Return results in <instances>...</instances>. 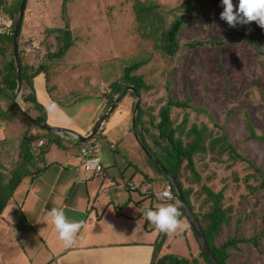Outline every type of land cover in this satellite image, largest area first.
I'll list each match as a JSON object with an SVG mask.
<instances>
[{"label":"rangeland","instance_id":"obj_1","mask_svg":"<svg viewBox=\"0 0 264 264\" xmlns=\"http://www.w3.org/2000/svg\"><path fill=\"white\" fill-rule=\"evenodd\" d=\"M64 1L63 16L61 7ZM137 1L158 5L167 16V27L175 18L183 22L177 37L179 49L174 56H163L159 50H153L154 28H142L133 9L135 0H27L21 27L22 49H25L31 65L38 66L45 61L49 66L47 73L32 79L36 102L43 107L46 116L53 119L54 125L65 124L70 118L83 121V117L99 104L98 99H102L81 100L86 92L97 88L102 80L109 83L117 78L113 75L120 76L121 70L132 61L148 60L136 72L152 86L142 95L144 109L156 117L158 109L169 97L189 102L194 109L173 110L172 116L178 118L176 124L187 115L190 122L206 126L213 136H226L238 153L252 164L251 167L245 161L232 160L226 153L207 152L194 156L196 171L203 182L215 192L226 186L223 207L231 208V220L230 225L221 227L217 245L234 237L248 241L238 244V249L229 250L234 258L229 264H264V188H258L264 180V20L250 10L235 6L231 0H198L195 3L198 11L192 10L191 6L183 8L182 5L189 0ZM65 25L74 38V45L63 58L51 61L46 58L45 48L54 53L59 44L55 39L57 33L46 34V29H62ZM232 34H247L255 42ZM1 48H5V52L4 57L0 53V72L10 54L7 46L0 44ZM103 75L107 79H101ZM20 99L14 100L13 96L22 111ZM75 99L76 103L73 102ZM132 99L127 95L120 101L105 126L107 139L101 137L98 140L101 165L109 169L111 159L123 177H130L132 171H126V159L131 160L139 171L153 178L152 191L158 194L165 180L134 140ZM0 111L6 112V116L0 118V143L17 144L27 129V123L15 113L5 97L0 98ZM117 117L120 120L114 125ZM247 123L263 140L251 137ZM32 131L38 134L31 130V136ZM63 139L61 137L47 148V163L57 161L64 166V163L77 159L78 146L69 143L68 150H65ZM5 151L3 147L2 159L7 161ZM12 159H15L14 155L6 163L7 167ZM185 164L183 162L182 167ZM115 166L111 170H115ZM90 180L99 181L100 177ZM133 184H139V181L136 179ZM78 194L83 197L84 191ZM111 194L117 208L121 205L132 207L130 202L127 203L129 193L126 197ZM72 198L73 194L69 199ZM134 198L139 200L140 196L135 194ZM155 200L150 212L158 226L153 231L157 234L158 231L165 232L169 226L174 204ZM16 201L11 200L0 217V264H47L53 256L49 258L45 236L37 224L22 217ZM200 202L201 198L194 204L195 208L198 209ZM146 205L149 203L137 207L138 211L141 212ZM239 218L241 224H238ZM153 224L150 221L148 226ZM188 227L185 218L173 219L160 252L182 257L194 255L198 250L197 242Z\"/></svg>","mask_w":264,"mask_h":264},{"label":"trees","instance_id":"obj_2","mask_svg":"<svg viewBox=\"0 0 264 264\" xmlns=\"http://www.w3.org/2000/svg\"><path fill=\"white\" fill-rule=\"evenodd\" d=\"M10 1L11 4H9L8 0H0L2 9L9 14L12 20L10 32L7 35H0V44L7 46V49L10 51L9 57H7L8 61L5 62V68L2 72H0V98L5 97L10 101L15 113L27 123V129L18 139L17 144H4V142L0 143V217L3 215L9 201L13 198L14 193L20 184L25 179L32 181L38 178L51 166V163H47L45 161V153L47 148L52 143L59 141L62 137L67 139L71 144L75 145V143H73L75 141L73 140V137L67 134L59 136L39 129V126L46 121V113L43 110V107L36 102L35 95L33 94V90L31 88V82L34 77L47 73L49 66L45 65V61L38 66H33L34 64L31 65V61L26 58V51L25 49H22L23 37L21 36L23 18L18 36V51L22 77L21 102L23 110L21 111L13 101V96L17 86V77L13 58L12 34L21 0ZM197 1L198 0H189L182 6L184 9L191 6L192 10L198 11L199 7L195 5ZM231 2L237 7H242L252 11L264 20V0H231ZM133 9L142 28H146L148 26L154 28V31H152V34L155 36V46L153 50H159L160 55L163 56H174L179 49L177 37L183 22L175 18L167 27V16H165V13H163V11L159 9V6L154 3H144L135 0ZM61 13L64 16L65 1L62 3ZM189 13L198 16L195 12L190 11ZM53 32L57 33L55 39L59 44V48L54 53L48 51V48H45L47 55L46 58L51 61L63 58L64 54H66L75 42L68 29V25L62 29H46V34H52ZM232 36L237 38L244 37V39L249 42H255V40L247 34H232ZM3 52H5V48L0 49V53L4 57ZM147 62L148 60H140L137 62L135 60L132 61L129 66L124 67L121 70L120 76L113 75L117 78L111 80L109 83H105V80H102V83H100L101 85H96L97 88H92L80 99H104V106L102 107V112L100 114V116H102L124 88H134L140 98L139 111L136 121L141 141L146 146L147 150L158 160V162L167 168L174 176L178 189L195 221L197 222L217 263L228 264V260L231 257L228 253L229 250L231 248L238 249V244L248 241L243 238L234 237L221 245H217L216 240L222 229L221 227L230 225L231 220V208L223 207L224 190L226 186L215 192L212 187H209L205 182H203L202 177L196 171L194 156L196 154L205 155L207 152L219 155L226 153L232 160L237 159L239 161H245L251 167L252 164L249 160L244 159L242 155L238 153L235 147L227 141L226 136H213L212 133L207 130L206 126H203L202 124L197 125L194 121L190 122L187 115H184L181 120H179V124H176L178 118L172 116L173 110L194 109L189 102L179 101L169 97L167 102L158 109V115L156 117L152 116L151 113L145 110L143 107L144 104L141 100L142 95L149 92L152 89V86L147 85L144 77L136 74V72L147 64ZM101 79L107 78L103 75ZM92 90H94L93 94L90 93ZM127 95L133 98L132 105H130L132 115L135 95L133 92H127L124 97ZM76 101L77 99L73 100L74 103H76ZM4 115L6 116V112L0 111V118ZM247 127L251 132V137L263 140V138H258L255 135L250 123H247ZM31 130H36L38 134L36 136H31ZM103 130L104 128L93 138L98 141L102 137L101 133L104 132ZM38 140L43 141V145L40 147H37L36 145ZM3 147L4 150H6L4 155L6 156L5 159H7V161L2 159ZM12 154L15 159H12L9 162V167H7L6 163L9 158H13ZM183 162L186 163L184 167H182ZM154 166L158 169L156 165ZM158 171L165 180L164 184L168 182L162 172L159 169ZM247 179L248 178L246 177V180ZM194 187H197V189L195 190ZM258 188H264L263 179L261 180ZM202 194L204 197H202ZM173 197L174 199L172 202L174 204V211L171 222L165 232L158 231L157 237L152 244L153 252L150 264H208L206 256L190 227L188 228H190L193 233L197 242L196 247H198V250L197 252L195 250L194 255L182 257L175 253L162 254L160 252L161 247H163L166 234L171 227L172 220L184 218V213L178 205V200L174 193ZM200 198V206L197 209L194 204L197 203ZM204 208H207V210L202 211ZM150 210H153L152 206L148 209L149 213L146 214L145 223L148 225L150 221L154 222L152 227L148 226V228L156 230L158 226L155 223L154 215L150 212ZM241 223L242 219L239 218L238 224Z\"/></svg>","mask_w":264,"mask_h":264},{"label":"crops","instance_id":"obj_3","mask_svg":"<svg viewBox=\"0 0 264 264\" xmlns=\"http://www.w3.org/2000/svg\"><path fill=\"white\" fill-rule=\"evenodd\" d=\"M98 100L99 104L83 117V121L70 118L65 124L60 122L54 125L53 119L46 116L45 122L52 128L69 129L88 136L96 120L101 117L104 99ZM105 126L106 122L102 128ZM105 135L101 133L104 138ZM62 142L66 146L63 149L68 150L70 142L67 139ZM73 143L78 146L77 149L82 145L76 141ZM99 158L101 163L100 155ZM126 161V171H132L130 177H123L111 159L109 169L101 165L102 170L93 175L81 171L79 157L71 163H64V166L52 161L41 177L32 181L25 179L16 189L11 200H17L15 205L20 207L22 217L37 224L45 236L49 258L53 256L47 264H150L152 244L158 232L154 234V230L148 228L145 218L148 209L154 207L157 194L152 191L153 178L139 171L131 160ZM113 166L115 170H111ZM97 176L100 177L99 181L90 180ZM136 179L139 184H133ZM81 190L84 191L83 197L78 194ZM111 193H119L123 197L129 193L127 203L130 202L132 207L121 205L117 208ZM134 193L140 196L139 200L134 198ZM72 194L73 198L69 199ZM103 199H106L105 202H102ZM145 203L149 205L143 206L139 212L137 207ZM232 259L233 256L229 258Z\"/></svg>","mask_w":264,"mask_h":264},{"label":"water","instance_id":"obj_4","mask_svg":"<svg viewBox=\"0 0 264 264\" xmlns=\"http://www.w3.org/2000/svg\"><path fill=\"white\" fill-rule=\"evenodd\" d=\"M25 6H26V0H21L20 6L18 8V14H17L15 24H14L13 34H12L13 58H14V64H15V69H16V77H17L16 78L17 86H16V90H15V94H14V100L20 99L21 94H22V77H21L20 59H19V51H18V36H19V32H20L22 18L24 15ZM127 92H133L135 95V103H134V107H133V111H132V119H131V130H132V134H133V137H134V140H135L137 146L143 151L145 156L152 162V164H154L158 167V169L162 172V174L165 176V178L168 180V182L171 183V185L173 186V191H174V194L178 200V205L181 207V209L184 213L185 220L187 221L189 227L192 229L194 235L196 236V239H197L199 245L201 246V248H202V250L206 256L208 264H218L217 261L215 260L214 256H213L212 252L210 251V249L206 243V240H205L197 222L195 221L190 209L188 208L187 204L185 203L184 198L182 197V195L178 189V186L176 184L174 176L172 175V173L167 168H165L163 165H161L158 162V160L147 150L146 146L143 144V142L140 139V136L138 133V128H137V121H136L137 114L139 111L140 98H139V95L135 92L134 88L126 87L122 90V92L119 94L118 98H116L114 100V102L107 109V111L99 119L96 120V122L93 126V129L89 133L88 136H82V135L78 134L77 132H75L73 130H69V129L52 128V127H49L46 124V122L41 124L39 126L40 127L39 129L45 130V131L50 132V133L55 134V135L67 134V135L73 137L75 139L76 143L83 144V143L89 141L92 137L98 135L100 130L103 129L102 126L105 122H106V124H108L110 122V120L112 119V117L111 118L109 117L110 114L117 108L120 101L122 100V98L124 97V95ZM20 101H21V99H20ZM15 103L18 106V108L21 110V106L19 105V103L17 101ZM119 120H120V117H117L113 121V122H115L114 125ZM103 131H105V128Z\"/></svg>","mask_w":264,"mask_h":264},{"label":"built area","instance_id":"obj_5","mask_svg":"<svg viewBox=\"0 0 264 264\" xmlns=\"http://www.w3.org/2000/svg\"><path fill=\"white\" fill-rule=\"evenodd\" d=\"M12 20L9 14L2 9L0 4V35H7L10 32ZM36 132L32 131V136H36ZM37 147L43 145L42 140H38ZM100 143L97 140L83 143L78 148V157L80 160L79 168L87 175L97 174L102 170L99 158ZM157 198L159 201H173V187L170 183H165ZM176 204V203H175Z\"/></svg>","mask_w":264,"mask_h":264},{"label":"clouds","instance_id":"obj_6","mask_svg":"<svg viewBox=\"0 0 264 264\" xmlns=\"http://www.w3.org/2000/svg\"><path fill=\"white\" fill-rule=\"evenodd\" d=\"M17 14H18V13H17ZM23 16H24V15H23ZM35 138H36V137H35ZM91 139H93V137H92ZM91 139H90L89 141H91ZM37 142H38V141H37ZM37 142H36V144H37ZM87 142H88V141H87ZM166 183H167V182H166ZM168 183H169V182H168ZM170 184H171V183H170ZM163 185H164V184H163ZM172 187H173V186H172ZM162 188H163V186H162ZM162 188H161V190H162ZM161 190H160V191H161ZM160 191H159V192H160ZM173 193H174V191H173ZM157 195H158V194H157ZM157 195H156V199H157V201H159L158 198H157ZM174 195H175V194H174ZM160 202H163V201H160Z\"/></svg>","mask_w":264,"mask_h":264}]
</instances>
